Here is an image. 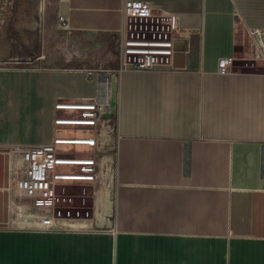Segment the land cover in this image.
Listing matches in <instances>:
<instances>
[{
  "label": "crops",
  "instance_id": "crops-1",
  "mask_svg": "<svg viewBox=\"0 0 264 264\" xmlns=\"http://www.w3.org/2000/svg\"><path fill=\"white\" fill-rule=\"evenodd\" d=\"M129 1L172 15L176 54L174 68L119 78L112 226L54 213L63 220L52 228L20 191L0 188V264H264V65L237 66L242 31L264 32V0H57L53 23L63 29L64 16L67 36L107 37L118 66ZM62 51L0 68L9 181L16 148L65 135L57 103L97 97L85 70L99 69L75 68ZM224 59L232 73L219 71Z\"/></svg>",
  "mask_w": 264,
  "mask_h": 264
},
{
  "label": "rangeland",
  "instance_id": "rangeland-1",
  "mask_svg": "<svg viewBox=\"0 0 264 264\" xmlns=\"http://www.w3.org/2000/svg\"><path fill=\"white\" fill-rule=\"evenodd\" d=\"M56 3L57 0H0V68L24 67L25 57H40L43 50L55 57L60 46L62 55L65 54L67 59L72 60L73 67L96 68L102 71V76L112 75L113 91L106 103L103 96L84 101H69L81 106L63 113L60 111V116L64 114V118L78 121L76 124L63 126L66 130L65 136L86 144L70 142L60 146V157L69 162L58 166L63 177L58 180L55 198L47 199L50 209L57 216L62 214L69 217L76 213L83 220L112 226L119 121L118 83L113 72L117 68L116 61H113L116 56L114 43L112 45L105 36H67V31L59 29L53 23ZM152 35L149 34L146 38H152ZM242 41L245 45L242 44L237 52V66L263 67L262 62H253L246 54L248 35L244 30ZM55 62L57 63L56 60ZM96 110L106 113L107 116L100 118L98 113L97 118H93L92 114ZM91 140H94L93 144L89 143ZM109 201H112V211L108 215L104 213V209ZM28 210L35 216L44 213L41 208ZM106 216L108 222L101 223ZM103 229L99 227L98 230Z\"/></svg>",
  "mask_w": 264,
  "mask_h": 264
},
{
  "label": "built area",
  "instance_id": "built-area-1",
  "mask_svg": "<svg viewBox=\"0 0 264 264\" xmlns=\"http://www.w3.org/2000/svg\"><path fill=\"white\" fill-rule=\"evenodd\" d=\"M123 16L125 22L120 33V57L118 66L113 71L117 77V83L120 76L128 70L154 71L174 68L176 38L172 33V15L160 13L148 2L129 1L123 5ZM59 24L61 28L66 29L68 19L59 16ZM149 34H153L152 38H146ZM248 35L251 42L249 59L256 63L262 62L264 65V32L248 30ZM219 71L232 73L234 71L233 60H221ZM101 72L85 70L87 79H96L98 84L102 77ZM98 96H101L99 91ZM80 106L78 103L68 100L57 103L55 109L63 113L69 109H74L73 107ZM98 113H100V118L106 115V113L96 110L92 114L93 118L96 119ZM62 115L56 119L55 124L57 126L63 128L66 122H78L77 120L66 119ZM57 130L59 129L54 130L53 139L49 143L18 147L14 150L10 172L15 177L9 181V189L20 191L33 205L48 213L43 218L45 225L60 229L62 224L56 221L63 220V218L54 216L47 199L55 198L58 180L63 177L59 173L58 166L64 162H69L60 157V146L75 141V139H69L65 135H57ZM89 143L93 144L94 140L89 141ZM38 202L46 204L39 205Z\"/></svg>",
  "mask_w": 264,
  "mask_h": 264
},
{
  "label": "water",
  "instance_id": "water-1",
  "mask_svg": "<svg viewBox=\"0 0 264 264\" xmlns=\"http://www.w3.org/2000/svg\"><path fill=\"white\" fill-rule=\"evenodd\" d=\"M115 104V100L113 101V105ZM107 116V114H106ZM0 160L2 166V173L4 172V180L0 182L1 189H8L9 188V162H10V155L9 153H1ZM4 162V164H3ZM9 192H4V208H0V210L4 211V216L0 217V221L8 222L9 221Z\"/></svg>",
  "mask_w": 264,
  "mask_h": 264
},
{
  "label": "bare ground",
  "instance_id": "bare-ground-1",
  "mask_svg": "<svg viewBox=\"0 0 264 264\" xmlns=\"http://www.w3.org/2000/svg\"><path fill=\"white\" fill-rule=\"evenodd\" d=\"M112 78H113L112 76L106 75V76L101 77V79H100L99 93H100L101 96H103L104 103H106L109 100V96H110L111 92L113 91L112 90V81H113ZM73 108H75V107H73ZM66 124H76V122H66ZM71 143H80V144H82V143H85V142L84 141L75 140V141H71ZM111 211H112V201H109V202L106 203V208L104 209V213L109 215L111 213ZM104 222H106V223L108 222L107 216L103 218V222H101V223H104Z\"/></svg>",
  "mask_w": 264,
  "mask_h": 264
}]
</instances>
